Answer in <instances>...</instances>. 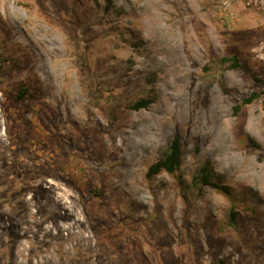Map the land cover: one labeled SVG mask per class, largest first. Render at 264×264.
I'll return each mask as SVG.
<instances>
[{
  "label": "rangeland",
  "instance_id": "374dc122",
  "mask_svg": "<svg viewBox=\"0 0 264 264\" xmlns=\"http://www.w3.org/2000/svg\"><path fill=\"white\" fill-rule=\"evenodd\" d=\"M0 264H264V0H0Z\"/></svg>",
  "mask_w": 264,
  "mask_h": 264
},
{
  "label": "trees",
  "instance_id": "16d2710c",
  "mask_svg": "<svg viewBox=\"0 0 264 264\" xmlns=\"http://www.w3.org/2000/svg\"><path fill=\"white\" fill-rule=\"evenodd\" d=\"M220 64H227V69L240 68L241 64L236 55L231 56H222L219 59ZM26 92V89L19 88V94L16 95V98L21 99ZM259 94L257 92H252L247 97L241 99V102L233 106L234 113L238 112L243 106L250 104ZM149 99H140L131 105V108L134 110H139L145 108L149 104ZM182 160V152L179 140L177 137L173 138L170 142V145L167 148V151L162 158L156 162L150 164L146 171V177L152 178L153 176L166 172L168 174H173L180 166ZM199 187L210 186L216 189H220L223 192L229 193V188L226 185H221L218 182L212 179L211 173L207 168H202L201 175L197 179ZM236 221V212L233 207L229 212V223H235Z\"/></svg>",
  "mask_w": 264,
  "mask_h": 264
},
{
  "label": "bare ground",
  "instance_id": "6f19581e",
  "mask_svg": "<svg viewBox=\"0 0 264 264\" xmlns=\"http://www.w3.org/2000/svg\"><path fill=\"white\" fill-rule=\"evenodd\" d=\"M29 16V15H28ZM34 17V16H33ZM29 19H31V18H29ZM40 19V18H39ZM28 22V21H27ZM29 23V22H28ZM30 24V23H29ZM45 47V46H44ZM116 148V147H115ZM118 148V147H117ZM111 151V150H110ZM109 153V152H108ZM57 189H58V187H56ZM57 197V196H56ZM56 199V198H55ZM59 200V199H58ZM64 202V201H63ZM69 206V205H68ZM64 208H65V206H64ZM68 208V207H67ZM69 214H71L72 215V209H70L69 211ZM64 213V212H63ZM64 215V214H63ZM71 217V218H70ZM69 218H70V220L72 221V223H71V226L70 225H68V227H67V229H69L70 228V230H73V225L74 224H78V226H80V219L77 217V216H69ZM72 233H74V232H72ZM86 237V239H88V236H85Z\"/></svg>",
  "mask_w": 264,
  "mask_h": 264
}]
</instances>
